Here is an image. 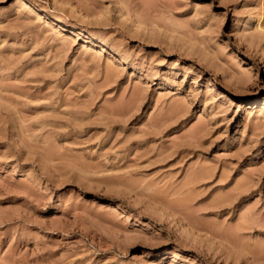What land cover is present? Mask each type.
Masks as SVG:
<instances>
[{
  "label": "rangeland",
  "instance_id": "374dc122",
  "mask_svg": "<svg viewBox=\"0 0 264 264\" xmlns=\"http://www.w3.org/2000/svg\"><path fill=\"white\" fill-rule=\"evenodd\" d=\"M21 1L0 264H264V0Z\"/></svg>",
  "mask_w": 264,
  "mask_h": 264
},
{
  "label": "bare ground",
  "instance_id": "6f19581e",
  "mask_svg": "<svg viewBox=\"0 0 264 264\" xmlns=\"http://www.w3.org/2000/svg\"><path fill=\"white\" fill-rule=\"evenodd\" d=\"M19 1H20V0H19ZM22 1H23V0H22ZM22 1H21V2H19V5H20L21 3H22V4H25V3H24L25 1H24V2H22ZM17 3H18V2H17Z\"/></svg>",
  "mask_w": 264,
  "mask_h": 264
}]
</instances>
